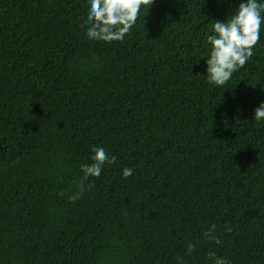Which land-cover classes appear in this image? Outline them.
I'll return each instance as SVG.
<instances>
[{
	"label": "trees",
	"instance_id": "1",
	"mask_svg": "<svg viewBox=\"0 0 264 264\" xmlns=\"http://www.w3.org/2000/svg\"><path fill=\"white\" fill-rule=\"evenodd\" d=\"M240 2L155 0L105 43L88 0H0V264H264V28L230 81L206 77ZM96 146L116 162L71 203Z\"/></svg>",
	"mask_w": 264,
	"mask_h": 264
},
{
	"label": "clouds",
	"instance_id": "2",
	"mask_svg": "<svg viewBox=\"0 0 264 264\" xmlns=\"http://www.w3.org/2000/svg\"><path fill=\"white\" fill-rule=\"evenodd\" d=\"M89 11L87 20L82 27L85 28V35L89 41H102L112 43L123 41L140 18L142 8L150 9L155 0H88ZM264 28V0H241L237 10L231 18L224 21L216 20L212 26V34L207 35L206 41L209 51L206 58V77L210 85L224 86L233 77V74L244 68L255 55V47L260 43L261 30ZM253 119L257 122L264 121V102L254 109ZM92 161L89 164H82V173L75 191H61L60 195L65 196L69 202L75 203L86 191L94 187L88 183L90 178H99L105 165L116 162L114 155H109L101 146L93 147ZM132 168H124L122 179L133 175ZM216 225L205 232V236L214 241L215 244H222V240L213 235ZM233 229L225 226V232L231 233ZM188 252L196 250L193 244L188 245ZM207 258L214 260L215 264H230V261L218 257L215 252L210 251ZM183 264L181 258H178Z\"/></svg>",
	"mask_w": 264,
	"mask_h": 264
}]
</instances>
